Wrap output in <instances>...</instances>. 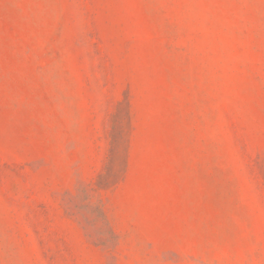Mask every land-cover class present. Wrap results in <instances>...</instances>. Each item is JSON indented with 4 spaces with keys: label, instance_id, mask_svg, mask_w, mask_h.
I'll return each instance as SVG.
<instances>
[{
    "label": "rangeland",
    "instance_id": "1",
    "mask_svg": "<svg viewBox=\"0 0 264 264\" xmlns=\"http://www.w3.org/2000/svg\"><path fill=\"white\" fill-rule=\"evenodd\" d=\"M0 264H264V0H0Z\"/></svg>",
    "mask_w": 264,
    "mask_h": 264
}]
</instances>
